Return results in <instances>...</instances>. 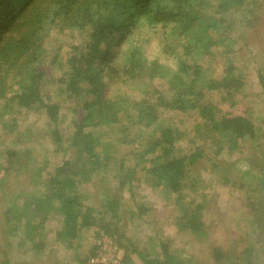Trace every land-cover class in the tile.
<instances>
[{"label": "trees", "instance_id": "obj_1", "mask_svg": "<svg viewBox=\"0 0 264 264\" xmlns=\"http://www.w3.org/2000/svg\"><path fill=\"white\" fill-rule=\"evenodd\" d=\"M211 3V0H0L3 135L18 128L23 112L39 113L46 116L47 124L51 125L50 138L63 153L60 163L54 164L47 160L37 163L29 150L22 153L9 146L0 150V171L6 166L12 168L1 202L0 264H29L11 261L10 238L14 237L18 250L29 248L32 254L39 253L46 245L43 240L46 223L54 216L58 218H55V240L65 241L67 247L72 246L82 229L93 227L95 237L103 230L114 239L124 264H135L132 255L138 257L139 264H190L189 258H182L170 249L157 232L145 246H138L125 234L118 212L124 190L129 191L136 209L128 210L129 217L143 222L149 209L136 202L132 189L134 181L144 183L160 189L164 199L172 196L180 210L176 217L180 231L198 240L206 238L207 227L201 213L206 201L199 191L204 184L195 165L209 154L201 146L180 152L176 142L182 135L175 125L159 120L161 111L195 112L202 121L194 124V131L202 130L209 138L215 158L224 149H244L249 140L260 137L249 108L239 115L222 111L218 104L233 106L238 94L246 98L250 76L234 61L235 55L231 53L234 40L228 31L238 28V38L248 46L246 29L254 28V23L264 15V0H216L214 11ZM53 31H67L72 39L81 37L79 43L68 45L64 59L59 51L64 43L54 41ZM156 31L163 39L162 51L175 58L174 68L160 61L159 55L150 57L144 49L143 41H149V33ZM219 45V56L224 60L219 69L208 62L198 63L205 53L209 60L212 47ZM56 69L61 73L51 79ZM156 78L165 80L164 88L153 85ZM254 78L261 90L258 94L264 98L263 66L255 68ZM122 86L129 91L138 89L143 97L134 99L122 91ZM68 116H72V131L62 137L58 123ZM157 121L163 124L157 126L158 133L146 132ZM113 126H119L118 142L127 148L123 152L109 138H104L105 129ZM212 156L208 158L210 166L218 168V161ZM218 170L224 173L221 183L229 182L227 171ZM258 172L259 183L244 189L243 206L245 222L251 217L257 249L263 254L264 172L260 169ZM3 180L0 176V183ZM84 183L102 189V194L81 190ZM232 185L241 190L246 187L242 183ZM186 191L193 195L187 202ZM94 194L101 199L100 208L90 202ZM95 245L89 247L86 256L73 253L74 259L85 264ZM210 252L215 262L224 257L220 247L212 246ZM239 255H243L244 261L239 256L233 257L231 264H251L250 248Z\"/></svg>", "mask_w": 264, "mask_h": 264}, {"label": "rangeland", "instance_id": "obj_2", "mask_svg": "<svg viewBox=\"0 0 264 264\" xmlns=\"http://www.w3.org/2000/svg\"><path fill=\"white\" fill-rule=\"evenodd\" d=\"M212 9L214 11L216 0H211ZM264 7V5L262 6ZM214 15V14H213ZM218 17V14L217 16ZM231 18H233L231 16ZM240 30L242 28L240 27ZM247 44L245 46L238 38V28L234 31H228V35L234 40L232 54L235 55L234 61L240 63L243 67L242 72L248 73L247 90L244 94L246 98L242 97V94L237 95V102L233 106L227 105V103H219L218 106L222 111H228L233 114L244 115L246 113V108L252 111L250 118L254 121L257 133H260L258 140H249L244 145V149H234L232 151L223 150L216 158L212 156L211 148L209 145V138L199 130L196 133L194 130V124L201 123V119L195 113H183L181 111H161L160 119L163 120L164 124H170L178 129L181 133V138L176 142L178 150L180 152L189 151L193 149L194 146H201L202 150L209 154V157H205L199 160L195 165L200 171V181L203 188L199 191L204 195V201L206 205L204 210L201 212L207 227L206 238L196 239L195 237L188 236L184 231H180L176 225V217L180 214L178 207H175L172 196L167 197V199L162 198V191L160 189H153L147 184L136 183L134 181L132 193L137 203H142L143 207L148 208L146 214L143 215V222L139 218L129 217L128 210H136L133 201L129 198L131 192H123L122 202L120 204V209L118 214L122 218L121 223L124 224V231L127 237L134 240L138 246H145L149 238L155 237V232L158 236L164 238L167 241L169 248L174 250L182 258H189L190 264H231L233 257H240L243 260V255H239L243 249L250 248L251 264H264V253L261 254L258 247V240L256 239V230L254 225L251 223L250 218L245 215L244 195L246 188L249 185L254 186L259 183L258 169L264 172V98L258 93L261 90L258 85H256V79L254 78L255 68L259 66L264 67V15L260 17L256 23H254V28L246 29ZM159 33H149L150 40L143 41L144 49L151 56L159 55L160 61L167 63L169 65H175V58L166 55V51H162L163 46L160 42L163 40ZM54 41L62 42L59 48L60 55L62 59L66 56V51L68 50L70 43L75 44L81 41L80 36H75L73 39L67 31L63 33H58L56 31L52 32ZM244 35V32H243ZM159 41V42H158ZM52 42V41H50ZM221 45L213 49L209 56L205 53L198 59V63L208 62L213 66H217L219 69L223 64V59L219 56ZM234 50V51H233ZM181 53L177 50V53ZM59 54V53H58ZM181 56H183L181 54ZM189 61H191L189 59ZM216 70L215 74H217ZM51 79L58 77L61 72L57 69L52 71ZM253 77V78H252ZM163 79H153V85L159 88H164ZM123 87V86H122ZM122 91L129 95H132L134 99H141L143 95L138 89H127L123 87ZM248 105V106H247ZM64 108V107H63ZM160 109V107H159ZM71 117L68 116L58 123V127L61 131L62 137L70 135L71 133ZM47 118L45 115L35 113V112H23L18 120V128L6 136L3 135V130L0 127V138L3 142H0V150L9 146L10 148L24 152L29 150L31 155L35 158L36 162L41 163L43 160L50 161L54 164L60 163L63 153L58 151L55 147L54 142L50 138L48 128L51 125L47 124ZM163 126L162 122L157 121L155 125L149 127L146 132L157 134V126ZM119 126H113L105 129L106 134L104 138L113 141L117 146L116 149L119 152L127 150L126 147L120 145L118 140L120 139V134L118 132ZM130 128V132L133 131ZM98 130V129H97ZM23 134V136H15L18 134ZM97 133V132H95ZM29 136V138L27 137ZM26 137V138H25ZM24 142H18V140ZM120 146V147H119ZM218 161V168L226 170V174L229 176V182L221 183L222 175L224 173L219 172L218 168H212L210 166L209 159ZM37 162V163H38ZM257 165V166H256ZM12 168L6 166L0 171V176L4 177L3 182L0 183V227L2 224L1 210H2V195L3 189L6 186V180L11 172ZM97 176V174H96ZM93 179V178H92ZM115 183V181H112ZM111 182V183H112ZM110 183V184H111ZM242 183L243 189H239L232 184ZM81 190H85L87 193L93 192L94 190L98 195L102 194V189L95 188L91 183H84ZM241 190V191H240ZM184 201H189L193 198L192 192L186 191ZM96 195V194H94ZM195 200L199 199V196H194ZM96 207L100 208V200L97 195L90 199ZM21 202L20 199L16 200ZM57 218V216H54ZM51 219L45 226V234L43 240L46 243L45 247L41 252L32 254L30 250H19L15 247L14 237L10 238V259L12 262H29V264H80L77 259H74L73 253H78L82 257L88 255V249L93 244L96 243L98 239V234L95 237L96 229L91 227L88 229H82L80 231L79 237L72 242V246L67 247L65 241L55 240V228L56 219ZM58 219V218H57ZM212 246L220 247L224 252V257L220 262H215L212 259V253L210 248ZM155 250V249H154ZM39 257V258H38ZM134 263L139 264V259L135 255H132ZM1 258V256H0ZM239 259V262H240ZM244 261V260H243ZM242 263V262H240ZM86 264V262H85ZM250 264V263H245Z\"/></svg>", "mask_w": 264, "mask_h": 264}, {"label": "built area", "instance_id": "obj_3", "mask_svg": "<svg viewBox=\"0 0 264 264\" xmlns=\"http://www.w3.org/2000/svg\"><path fill=\"white\" fill-rule=\"evenodd\" d=\"M95 249L86 264H124L120 249L114 239L103 230L98 232Z\"/></svg>", "mask_w": 264, "mask_h": 264}]
</instances>
